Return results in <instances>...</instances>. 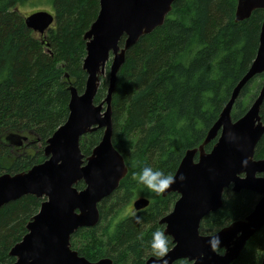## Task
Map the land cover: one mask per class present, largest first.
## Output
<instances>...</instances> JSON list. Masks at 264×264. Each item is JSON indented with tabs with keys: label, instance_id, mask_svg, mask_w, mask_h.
I'll use <instances>...</instances> for the list:
<instances>
[{
	"label": "trees",
	"instance_id": "trees-1",
	"mask_svg": "<svg viewBox=\"0 0 264 264\" xmlns=\"http://www.w3.org/2000/svg\"><path fill=\"white\" fill-rule=\"evenodd\" d=\"M30 1L0 0V176L27 171L46 159L48 138L68 119L70 87L79 93L86 88L84 35L100 11V0H48L55 20L39 35L28 28L21 9ZM237 6L238 0H176L164 24L128 50L112 108L113 142L129 170L118 189L99 204L100 222L71 237L72 247L89 260L111 257L114 264H145L152 255L151 235L164 231L160 220L179 194L148 192L134 177L144 166L174 175L186 151L204 142L249 70L259 47L264 8L237 21ZM37 10L42 9L32 12ZM109 68L107 63L96 103L107 95ZM263 85L264 72L242 89L234 120L248 111ZM261 117L264 121V102ZM102 136L103 129H98L81 139L85 157ZM216 140L205 149L210 151ZM255 157H264V135ZM140 197L149 198V205L129 210L131 201ZM259 198L252 190L226 189L223 206L203 219L201 232L213 234L227 220L245 218ZM44 199L29 194L0 208V264L15 263L11 249L28 233V223ZM168 238L170 249L173 240ZM263 259L264 227L231 264H263ZM175 264L190 262L180 259Z\"/></svg>",
	"mask_w": 264,
	"mask_h": 264
},
{
	"label": "water",
	"instance_id": "water-1",
	"mask_svg": "<svg viewBox=\"0 0 264 264\" xmlns=\"http://www.w3.org/2000/svg\"><path fill=\"white\" fill-rule=\"evenodd\" d=\"M175 1L100 0L99 14L84 35L86 88L79 93L74 86L70 87L69 116L48 138L44 146L46 159L27 171L0 176V208L29 194L45 198L28 223V233L11 249V255L16 258L14 264H114L111 257L91 261L81 255L72 247L71 237L78 229L94 227L100 222L99 204L118 189L128 173L125 157L113 142L112 101L118 75L128 50L142 36L164 24ZM260 8H264V0H238L236 20L248 19ZM54 20L55 15L48 10H37L25 17L28 28L40 35L47 33ZM107 63H110L107 95L96 103ZM263 72L264 21L257 54L249 70L235 86L204 142L186 151L173 175L176 183L163 192L164 196L171 192L179 194L172 210L160 220L173 240L165 257L167 264L180 259H187L190 264H231L248 240L264 227V157H255L264 135L261 117L264 85L242 117L234 120L232 116L242 89ZM98 129H103L102 139L85 157L81 139ZM230 133L238 137L235 142H229ZM215 138L214 146L207 151L206 144ZM244 160L246 165L242 163ZM181 175L185 177L182 182ZM80 182L85 184L82 189L77 187ZM229 188L234 192L252 190L260 198L245 218L213 233L219 234L221 247L227 250L224 255H218L208 245L213 234H203L200 228L207 215L223 206L224 192ZM149 203V198L140 197L133 207L141 210ZM145 264H162V261L151 255Z\"/></svg>",
	"mask_w": 264,
	"mask_h": 264
},
{
	"label": "clouds",
	"instance_id": "clouds-1",
	"mask_svg": "<svg viewBox=\"0 0 264 264\" xmlns=\"http://www.w3.org/2000/svg\"><path fill=\"white\" fill-rule=\"evenodd\" d=\"M229 142H235L238 137L235 133L229 134ZM247 164V160L242 162ZM138 184L144 186V188L151 193L160 194L168 189L172 184L176 183L177 178L170 174H165L162 171L153 170L151 166H144L143 169L134 177ZM179 180L182 182L185 177L181 175ZM228 201L226 200V203ZM137 221L139 222L142 218L137 216ZM232 220H227L224 224L225 227L230 226ZM221 238L219 234H213L208 238V245L213 252L218 255H224L226 253V248L221 247ZM170 240L165 231L157 229L151 235L150 247L152 255L157 258V260L162 261V264H167L165 257L169 251Z\"/></svg>",
	"mask_w": 264,
	"mask_h": 264
},
{
	"label": "rangeland",
	"instance_id": "rangeland-1",
	"mask_svg": "<svg viewBox=\"0 0 264 264\" xmlns=\"http://www.w3.org/2000/svg\"><path fill=\"white\" fill-rule=\"evenodd\" d=\"M22 12L25 15H29L32 11L36 9L48 10L53 11V4L48 2V0H32L23 6H21ZM39 34V33H38ZM40 35V34H39ZM136 199L131 201V205L129 206V210H134L133 202Z\"/></svg>",
	"mask_w": 264,
	"mask_h": 264
}]
</instances>
